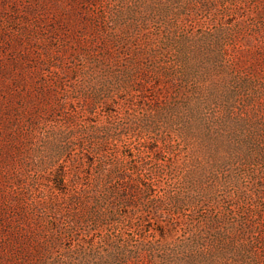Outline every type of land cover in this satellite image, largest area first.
Here are the masks:
<instances>
[{
	"label": "rangeland",
	"instance_id": "rangeland-1",
	"mask_svg": "<svg viewBox=\"0 0 264 264\" xmlns=\"http://www.w3.org/2000/svg\"><path fill=\"white\" fill-rule=\"evenodd\" d=\"M0 264H264V0H0Z\"/></svg>",
	"mask_w": 264,
	"mask_h": 264
}]
</instances>
